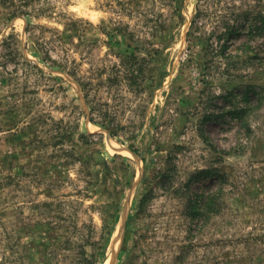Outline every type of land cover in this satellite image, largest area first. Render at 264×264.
<instances>
[{"label": "rangeland", "instance_id": "obj_1", "mask_svg": "<svg viewBox=\"0 0 264 264\" xmlns=\"http://www.w3.org/2000/svg\"><path fill=\"white\" fill-rule=\"evenodd\" d=\"M263 24L264 0H0V264H264Z\"/></svg>", "mask_w": 264, "mask_h": 264}, {"label": "trees", "instance_id": "obj_2", "mask_svg": "<svg viewBox=\"0 0 264 264\" xmlns=\"http://www.w3.org/2000/svg\"><path fill=\"white\" fill-rule=\"evenodd\" d=\"M196 24V22H195V20L193 21V23H192V26H194ZM262 28H264V24H263V26H262ZM238 33V31L236 30V29H234V28H231V27H229L228 29H227V32L224 34V35H226V36H228V37H230V36H232V35H235V34H237ZM248 100V99H247ZM243 111H244V109H241V111H237V110H234V111H232L230 114L232 115H235V116H237V117H239L240 119H242V113H243ZM211 120V117H210V115L209 116H207V117H205L204 118V121H203V124H205V123H208L209 121ZM243 120V119H242ZM198 175H206L205 177H210V178H213V176L215 177V176H219V174L218 175H215L213 172H211V171H200L199 173H198ZM203 199V198H202ZM214 206H215V194H209V195H207L205 198H204V200H203V205L200 207L199 206V208H203V210L206 212V213H212L213 212V210H214Z\"/></svg>", "mask_w": 264, "mask_h": 264}]
</instances>
